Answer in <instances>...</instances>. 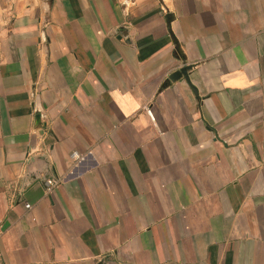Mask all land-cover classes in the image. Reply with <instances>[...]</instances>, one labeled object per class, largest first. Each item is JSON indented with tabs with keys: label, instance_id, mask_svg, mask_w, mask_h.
Masks as SVG:
<instances>
[{
	"label": "crops",
	"instance_id": "0c3cea01",
	"mask_svg": "<svg viewBox=\"0 0 264 264\" xmlns=\"http://www.w3.org/2000/svg\"><path fill=\"white\" fill-rule=\"evenodd\" d=\"M0 217V264H264V0H0Z\"/></svg>",
	"mask_w": 264,
	"mask_h": 264
},
{
	"label": "built area",
	"instance_id": "2783aa9c",
	"mask_svg": "<svg viewBox=\"0 0 264 264\" xmlns=\"http://www.w3.org/2000/svg\"><path fill=\"white\" fill-rule=\"evenodd\" d=\"M147 111H148V113L151 115V111H150V109H147ZM72 156L74 157V159L76 160V161H80V160H82L83 159V155H80V154H78V153H76V152H74L73 154H72ZM58 179L57 178H55V177H51V178H48L47 180H46V183H47V185H48V187L49 188H51V187H53V186H56L57 184H58ZM26 205V207H29L30 206V204L29 203H26L25 204ZM2 234V218L0 217V235Z\"/></svg>",
	"mask_w": 264,
	"mask_h": 264
},
{
	"label": "water",
	"instance_id": "95a60500",
	"mask_svg": "<svg viewBox=\"0 0 264 264\" xmlns=\"http://www.w3.org/2000/svg\"><path fill=\"white\" fill-rule=\"evenodd\" d=\"M187 70H188V68H183V69H182V73H183L185 76H187ZM178 74H179V72L173 74L170 78H175Z\"/></svg>",
	"mask_w": 264,
	"mask_h": 264
}]
</instances>
